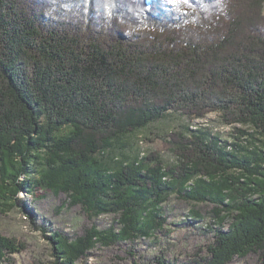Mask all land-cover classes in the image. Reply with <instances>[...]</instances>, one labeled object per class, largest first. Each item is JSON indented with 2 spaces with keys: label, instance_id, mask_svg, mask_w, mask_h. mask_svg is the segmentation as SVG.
I'll return each instance as SVG.
<instances>
[{
  "label": "trees",
  "instance_id": "obj_1",
  "mask_svg": "<svg viewBox=\"0 0 264 264\" xmlns=\"http://www.w3.org/2000/svg\"><path fill=\"white\" fill-rule=\"evenodd\" d=\"M211 112L235 140L196 124ZM174 113L186 122L155 135L174 162L126 153L127 137ZM37 188L116 216L83 235L42 227L54 264L153 238L173 196L214 205L198 264L255 251L264 264V0H0V205ZM23 248L0 234V264Z\"/></svg>",
  "mask_w": 264,
  "mask_h": 264
},
{
  "label": "rangeland",
  "instance_id": "obj_2",
  "mask_svg": "<svg viewBox=\"0 0 264 264\" xmlns=\"http://www.w3.org/2000/svg\"><path fill=\"white\" fill-rule=\"evenodd\" d=\"M185 122V117L174 113L136 135L127 137L125 141L129 145L125 149L126 153L131 157L138 152L145 154L158 150L163 159L174 162L176 158L167 139L157 138L155 135L176 129ZM195 122L217 126L223 131V136L235 140L233 126L224 125L216 112L209 113L206 118L196 119ZM150 138L154 141H150ZM69 200L64 192L55 193L37 188L34 194L21 192L19 205L14 209L8 210L6 206L0 205V234L15 237L24 245L19 253L11 255V260L6 264H54L56 258L51 253L52 246L44 236L42 227H48V233L59 230L75 236L83 235L93 225L107 228L115 220L116 216L113 214L91 219L80 206H71ZM21 204L33 211L32 217L24 211ZM164 208L168 218L166 227L153 238L135 242L118 241L110 246L100 244L76 264H155V258L161 255L173 264H198L203 258L209 257V246L214 242L215 230L219 226L218 218L212 213L214 205L210 202H188L173 196ZM194 210L202 216H195ZM229 221L230 218L227 219L225 228ZM260 260V253L255 251L245 257L235 256L229 264H262Z\"/></svg>",
  "mask_w": 264,
  "mask_h": 264
},
{
  "label": "snow or ice",
  "instance_id": "obj_3",
  "mask_svg": "<svg viewBox=\"0 0 264 264\" xmlns=\"http://www.w3.org/2000/svg\"><path fill=\"white\" fill-rule=\"evenodd\" d=\"M170 2H171V0H170Z\"/></svg>",
  "mask_w": 264,
  "mask_h": 264
}]
</instances>
